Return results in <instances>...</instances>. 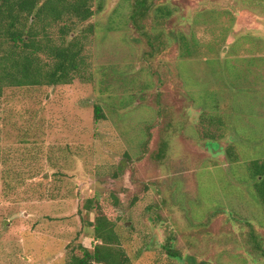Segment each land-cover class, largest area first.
Returning <instances> with one entry per match:
<instances>
[{
  "label": "rangeland",
  "instance_id": "rangeland-1",
  "mask_svg": "<svg viewBox=\"0 0 264 264\" xmlns=\"http://www.w3.org/2000/svg\"><path fill=\"white\" fill-rule=\"evenodd\" d=\"M154 2L173 14L95 0L84 75L0 100V264L93 249L107 191L131 264H264V0Z\"/></svg>",
  "mask_w": 264,
  "mask_h": 264
},
{
  "label": "trees",
  "instance_id": "trees-1",
  "mask_svg": "<svg viewBox=\"0 0 264 264\" xmlns=\"http://www.w3.org/2000/svg\"><path fill=\"white\" fill-rule=\"evenodd\" d=\"M94 1L0 0V100L10 89L68 85L84 75L89 66L88 33L93 32L94 25L82 29L80 26L94 16ZM134 5L135 23H140L152 10L158 16L174 12L166 5H155L154 0H134ZM159 25L157 21L151 28ZM105 117L102 106L96 105V120ZM232 148L227 151L234 150L237 158V145ZM250 168L251 174L257 176L256 192L264 205V160L253 161ZM11 174L13 169H8L5 175L8 178ZM114 175L118 178L117 172ZM102 198L112 200V213L103 209ZM85 207L87 211H95L92 225L97 242L93 249L85 246L75 249L66 264H131L116 230L125 214L120 198L107 191L102 197L88 199ZM169 245V253L179 256Z\"/></svg>",
  "mask_w": 264,
  "mask_h": 264
}]
</instances>
